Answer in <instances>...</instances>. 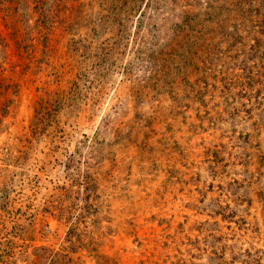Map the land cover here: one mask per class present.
<instances>
[{
    "label": "rangeland",
    "instance_id": "374dc122",
    "mask_svg": "<svg viewBox=\"0 0 264 264\" xmlns=\"http://www.w3.org/2000/svg\"><path fill=\"white\" fill-rule=\"evenodd\" d=\"M244 1L0 0V264H264Z\"/></svg>",
    "mask_w": 264,
    "mask_h": 264
},
{
    "label": "trees",
    "instance_id": "16d2710c",
    "mask_svg": "<svg viewBox=\"0 0 264 264\" xmlns=\"http://www.w3.org/2000/svg\"><path fill=\"white\" fill-rule=\"evenodd\" d=\"M242 3H244L245 4V1L243 0V2ZM239 12H240V15H241V22L243 23V22H247V23H255V24H252L254 27L253 28H255V27H257V28H255V29H258V30H261V31H263L264 32V30L262 29L263 28V26H264V21H260V20H253L250 16H249V12H252V9H247V10H242V9H240V10H238ZM254 11H256L255 9H254ZM256 39V38H255ZM254 39V40H255Z\"/></svg>",
    "mask_w": 264,
    "mask_h": 264
}]
</instances>
